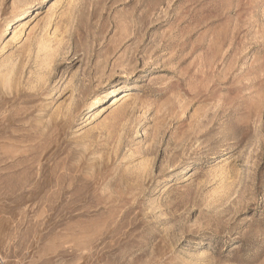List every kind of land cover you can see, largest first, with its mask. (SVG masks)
<instances>
[{
	"label": "rangeland",
	"instance_id": "374dc122",
	"mask_svg": "<svg viewBox=\"0 0 264 264\" xmlns=\"http://www.w3.org/2000/svg\"><path fill=\"white\" fill-rule=\"evenodd\" d=\"M0 264H264V0H0Z\"/></svg>",
	"mask_w": 264,
	"mask_h": 264
},
{
	"label": "bare ground",
	"instance_id": "6f19581e",
	"mask_svg": "<svg viewBox=\"0 0 264 264\" xmlns=\"http://www.w3.org/2000/svg\"><path fill=\"white\" fill-rule=\"evenodd\" d=\"M17 4H15L14 8H16ZM20 14V13H19Z\"/></svg>",
	"mask_w": 264,
	"mask_h": 264
}]
</instances>
